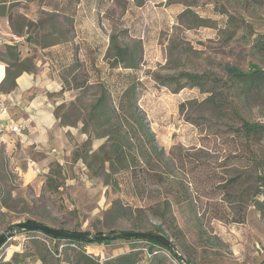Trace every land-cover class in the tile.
<instances>
[{
  "label": "rangeland",
  "instance_id": "374dc122",
  "mask_svg": "<svg viewBox=\"0 0 264 264\" xmlns=\"http://www.w3.org/2000/svg\"><path fill=\"white\" fill-rule=\"evenodd\" d=\"M12 5V19L22 22L19 7L25 3L15 0ZM25 11L35 13L36 5H27ZM61 15L53 19L44 14L40 20L52 21L41 31L33 21L30 32L39 31L41 41L54 24L72 35L73 20L70 23ZM70 15H75V8ZM76 30L81 55L62 73V91H69L68 100L56 109L62 124H82L83 128L101 82L118 97L123 88L117 71L121 68L111 69L109 55L115 36L121 46H136L141 56L139 67L131 71L143 81L139 103L158 145L176 160L175 172L183 181L176 184V174L164 185L150 179L143 195L135 193L129 173H117L107 183L89 168V163L97 165L93 152L107 141L92 128L90 140L88 132L85 139H73L68 162H53L33 179L26 176L27 161L21 151L13 158L1 151L0 234L27 219L89 235L146 231L162 225L176 249L194 264L264 262V140L252 146L240 134L239 117H229L205 103L209 91L188 85L175 92L156 80V76L182 71L210 72L227 79L226 63L244 71L252 63L264 68V50L253 47L264 33V0H106L93 13L81 8ZM212 88L209 84L207 90ZM233 92L239 113L250 122L264 123V84L245 93L239 88ZM166 196L175 218L171 226L164 223L159 210L133 212L116 220L110 217L115 200L162 210ZM25 233L16 232L19 237ZM16 244L10 239L1 246L0 258ZM88 245L89 253L103 259L136 246L143 250L140 264H185L158 246L153 248L158 253L149 254L147 241L117 239ZM67 249L73 260L77 248Z\"/></svg>",
  "mask_w": 264,
  "mask_h": 264
},
{
  "label": "trees",
  "instance_id": "16d2710c",
  "mask_svg": "<svg viewBox=\"0 0 264 264\" xmlns=\"http://www.w3.org/2000/svg\"><path fill=\"white\" fill-rule=\"evenodd\" d=\"M80 1L81 0H63L61 1V6H59V3L46 0L47 5H53L54 9L60 11H52L48 14L54 19L58 14H61V12H65L67 13V15H64L66 20L72 23L70 14L73 11L74 4ZM92 1L101 5L102 2L106 0ZM10 5L13 6L12 2ZM10 17L11 19L13 18L12 14ZM50 20L52 21V19L40 20L37 24L38 30H43L46 23H49ZM50 29L51 30L47 33V37L41 40V42L54 43L69 39V35L64 34L61 27L53 24ZM28 39L31 40L32 38L29 37ZM36 39L39 41L41 38ZM253 47L258 52L264 50V33L259 34L254 40ZM21 53L18 44L6 46L8 66L5 82L10 79L11 76L15 78L22 71L31 69V65L28 61L21 60ZM109 55L113 58V62L110 64L111 69L116 70L121 68V70L117 71H120L118 72L119 77L123 79V88L118 97L115 98L109 86L101 82L100 93L90 104L82 130L88 132V140H90L92 134L90 128H92L99 136L107 137V141L99 147L98 151L93 152V157L97 165L94 167V163H89V168H91L92 174L98 177H105L107 183H110V177L117 173H129L135 193L137 195H143L147 182L150 179L156 184H169L170 178L176 174V160L171 156L172 154L168 155L166 151L158 145L155 133L152 131L148 122L147 114L139 103V92L142 88L143 81L131 72L137 69L141 62V56L136 46H121L118 44L116 37L112 36ZM223 68L228 77L227 79L215 76L210 72L199 73L182 71L178 75L166 74L156 76V80L164 86L173 88L175 92L180 91L188 85L200 87L201 89L209 91L210 95L206 98L205 103L209 104L215 111L228 115L229 117H239L242 121L240 134L245 137L252 146H260L264 140V123L250 122L239 113L237 105L233 100V89L239 88L245 93L249 88H259L264 84V68L255 63H252L247 71L230 63H226ZM209 84L213 87L211 90H207ZM12 86H15V81L11 83V87ZM81 154L82 153H78L77 157L82 158ZM180 178L181 177L178 175L174 178L178 185L183 181ZM114 184L118 185V182L116 181ZM170 201V198L166 196L163 201V208L160 210V208L158 209L154 206L133 207L124 204L121 200H115L110 209L112 213L110 217L116 220L123 215L126 216L133 212H144L150 209L157 212L160 211L164 223L171 226L175 224V218L171 211ZM26 221L35 220L27 219ZM12 225H10V227ZM57 228L64 229L62 227ZM146 231L166 235L162 225H157L154 229ZM26 232L45 235L48 237V240L49 238L51 239L49 241L52 242V245L46 243L44 239L47 238H43L40 234H33L29 244H27L23 252H16L9 260L0 258V264H20L23 258L27 256H38L44 264H55L60 260H65L69 264H140L139 261L143 252L141 249H136V246H132L127 252L103 259L89 253L86 245L96 242L109 243L117 239L83 241L75 238L46 234L38 230H27ZM37 239L41 240L38 241ZM120 239H126L134 243L143 241L149 242L151 244L149 254L150 252L158 253V250L153 249L154 246L164 248L173 254L171 249L155 239L134 237ZM59 240H65L66 242L58 244ZM60 244H65L62 251L59 250ZM81 244H85L84 248L81 247ZM72 247L77 248L73 249V260L69 256L67 249ZM262 263L263 262L260 264Z\"/></svg>",
  "mask_w": 264,
  "mask_h": 264
},
{
  "label": "crops",
  "instance_id": "0c3cea01",
  "mask_svg": "<svg viewBox=\"0 0 264 264\" xmlns=\"http://www.w3.org/2000/svg\"><path fill=\"white\" fill-rule=\"evenodd\" d=\"M17 1L25 3L19 7L22 17L20 23L18 19L13 20L10 17L12 1L0 0V91L5 94L0 120L7 125H19L20 131L13 133L7 130L0 136V153L4 151L13 158L21 151L23 159L27 161L26 176L33 179L38 172H47L53 162H68L73 139H85L87 136L82 130V124L77 127L62 124L56 109L69 98V91H62V73L70 66L72 60L81 55L76 32L78 13L85 7L93 13L97 3L92 0L75 3V15H70L74 25L73 34L71 35V31L69 39L62 42L45 43L37 41L36 38H40L41 34L39 31L31 33L29 23L39 22L44 14L60 11L54 9L53 5H47L45 0ZM52 1L61 6L63 0ZM34 4L35 13L25 11L27 5L35 6ZM61 14V18L67 15L65 12ZM29 37L32 39L29 40ZM10 44L19 45L21 60L28 61L31 69L22 71L15 78L11 76L5 82L8 66L6 46ZM13 81L15 86L11 87ZM86 248L91 252V246ZM23 249L20 244L14 245L11 250H7L4 260L11 259L16 252H23ZM20 264L44 263L38 256H27ZM55 264L68 263L60 260Z\"/></svg>",
  "mask_w": 264,
  "mask_h": 264
},
{
  "label": "water",
  "instance_id": "95a60500",
  "mask_svg": "<svg viewBox=\"0 0 264 264\" xmlns=\"http://www.w3.org/2000/svg\"><path fill=\"white\" fill-rule=\"evenodd\" d=\"M18 230H38L46 234L57 235L62 237L75 238L83 241H96V240H107V239H120V238H148L155 239L167 248L171 249L173 254L185 264H194L186 259L173 244L172 240L164 234L153 233L148 231H132V230H122L119 232L109 231L106 233H96L94 235H89L79 231H72L68 229H61L54 226H50L44 223L36 221H20L14 223L5 232L0 234V247L3 246L12 236L16 234ZM264 264V262L262 263Z\"/></svg>",
  "mask_w": 264,
  "mask_h": 264
},
{
  "label": "built area",
  "instance_id": "2783aa9c",
  "mask_svg": "<svg viewBox=\"0 0 264 264\" xmlns=\"http://www.w3.org/2000/svg\"><path fill=\"white\" fill-rule=\"evenodd\" d=\"M4 101H5V94L3 92L0 91V114L4 108ZM7 130L13 132V133H17L20 131V126L17 124H9L7 125L6 123L2 122L0 120V136L2 134H4ZM18 234H15L14 236H12L10 239H14L18 241V244H20V247H22L23 245L27 244L30 239L31 236L27 234V232L25 233V235H22L21 237L17 236ZM19 237V238H18ZM18 238V239H17ZM9 239V240H10ZM8 240V241H9ZM46 241V243L48 245L51 244V242L48 239H44ZM65 247V244H60L59 246V250L62 251L63 248ZM156 253V252H155Z\"/></svg>",
  "mask_w": 264,
  "mask_h": 264
}]
</instances>
